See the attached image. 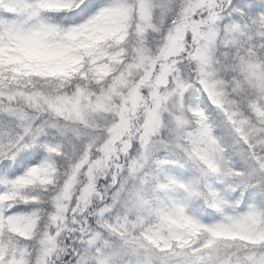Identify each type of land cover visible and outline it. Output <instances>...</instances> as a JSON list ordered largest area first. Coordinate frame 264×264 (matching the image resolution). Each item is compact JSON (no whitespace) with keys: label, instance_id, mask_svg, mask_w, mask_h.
Segmentation results:
<instances>
[{"label":"snow or ice","instance_id":"1","mask_svg":"<svg viewBox=\"0 0 264 264\" xmlns=\"http://www.w3.org/2000/svg\"><path fill=\"white\" fill-rule=\"evenodd\" d=\"M0 264H264V0H0Z\"/></svg>","mask_w":264,"mask_h":264}]
</instances>
